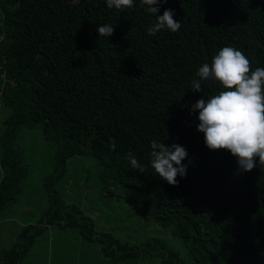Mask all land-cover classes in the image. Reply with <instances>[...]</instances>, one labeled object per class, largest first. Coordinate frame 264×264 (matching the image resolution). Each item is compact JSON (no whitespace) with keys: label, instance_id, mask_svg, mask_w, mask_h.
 <instances>
[{"label":"trees","instance_id":"obj_1","mask_svg":"<svg viewBox=\"0 0 264 264\" xmlns=\"http://www.w3.org/2000/svg\"><path fill=\"white\" fill-rule=\"evenodd\" d=\"M155 6L157 15L174 10L181 28L148 35L156 16L141 0L123 10L106 0H0V109L8 111L0 133V264H24L52 229L94 245L104 263L264 264V166L257 158L253 170L239 171L229 151L206 147L198 111L189 114L197 100L224 90L215 79L191 89L199 67L223 47L242 51L253 71L264 67V0ZM105 24L114 26L110 37L97 31ZM21 130L38 133L52 152V171L41 181L48 207L5 249L4 215L27 200L29 168L15 145ZM154 140L186 149L178 186L150 167ZM129 153L144 173L132 168ZM72 159L96 170L97 202L126 205L137 197L135 224L123 226L142 230L133 235L138 243L98 227L95 205L84 211L57 191Z\"/></svg>","mask_w":264,"mask_h":264},{"label":"clouds","instance_id":"obj_2","mask_svg":"<svg viewBox=\"0 0 264 264\" xmlns=\"http://www.w3.org/2000/svg\"><path fill=\"white\" fill-rule=\"evenodd\" d=\"M167 0H141L146 11L156 16V23L147 29L148 35H155L163 28L176 32L181 23L176 21L174 10L166 9L163 15H157L159 7ZM109 9L123 10L132 8L134 0H106ZM100 36L110 37L114 26L100 25L97 29ZM199 79H193L191 89L202 91L201 81L215 79L224 90L207 99L200 98L191 106L190 115L198 111L197 131L204 134V143L209 150H226L237 159L238 170H253L259 159L264 166V67L251 69V61L240 50L234 47H223L211 61L199 67ZM115 148V140H110ZM150 167L169 185L178 186L177 177H186L187 165L182 161L188 156L186 149L173 143L168 146L163 142L152 141ZM128 160L133 169L140 173L145 167L138 162L132 153Z\"/></svg>","mask_w":264,"mask_h":264},{"label":"rangeland","instance_id":"obj_3","mask_svg":"<svg viewBox=\"0 0 264 264\" xmlns=\"http://www.w3.org/2000/svg\"><path fill=\"white\" fill-rule=\"evenodd\" d=\"M7 114L8 111L0 109V133ZM16 141L15 145L18 144L19 147L25 150L23 162L29 168V175L25 182L27 189L24 190L22 195L27 200L22 206L17 207L16 214L15 210H9L4 215V225L9 228L8 231L3 233L1 239L2 247H5V249L11 245L19 227L28 222H35L40 213L48 207L47 195L42 188L41 181L44 176L52 171V152L48 145L41 143L38 133H26V131L21 130ZM1 152L0 146V157ZM88 166L89 161L87 162L85 159L70 160L65 178L56 186L57 191L69 202L80 204L84 211L95 205L96 211L93 210L91 213L94 218L96 217L95 223L98 227L108 230L122 242L128 244L138 243L137 238H134L133 235L135 233L140 234L142 230L139 228L133 231L130 228H125L123 224L127 225L129 222L135 224L133 221L137 217L136 210L139 200L137 197L130 198L126 205H120L118 201H112L108 204L109 206L97 202L95 196L98 193L97 185L90 182V179L95 178L96 170ZM91 213L89 214L91 215ZM122 218H126L125 221H122ZM148 229L152 230L151 225ZM149 237H151V234H148ZM52 241L53 248L51 249ZM36 248L38 249L37 252L24 264H156L151 259L118 263L106 260V263H104V257L100 255L94 245L87 244L75 233L71 234L67 231L57 233L55 229H52V233H47Z\"/></svg>","mask_w":264,"mask_h":264}]
</instances>
